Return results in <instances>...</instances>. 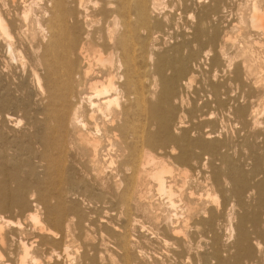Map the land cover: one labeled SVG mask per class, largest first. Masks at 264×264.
<instances>
[{
  "label": "bare ground",
  "instance_id": "1",
  "mask_svg": "<svg viewBox=\"0 0 264 264\" xmlns=\"http://www.w3.org/2000/svg\"><path fill=\"white\" fill-rule=\"evenodd\" d=\"M0 264H264V0H0Z\"/></svg>",
  "mask_w": 264,
  "mask_h": 264
},
{
  "label": "rangeland",
  "instance_id": "2",
  "mask_svg": "<svg viewBox=\"0 0 264 264\" xmlns=\"http://www.w3.org/2000/svg\"><path fill=\"white\" fill-rule=\"evenodd\" d=\"M230 131H231V129H230ZM236 148H237V149H236ZM233 150H234V151H237V152H235V153H236V157H239L242 153L244 154V152H245L244 149H242L241 146H236V147H234V148L232 149V151H233ZM232 151H231V152H232ZM234 151H233V152H234ZM13 216H14V215H9V217L12 218V219H14V218H15V220L18 219L17 216H14V217H13ZM16 218H17V219H16ZM28 223H29V222H28ZM225 235L227 236V237L225 236V238H228V235H229V234H228V231H227V233H225ZM231 239H232V238H231ZM148 243H149V244H143L144 246H146V247H145V251H147L148 249H149L150 251H152L151 249H153V248L155 247V245H154L153 243H150V242H148ZM150 244H151V245H150ZM189 244H190V243H189ZM148 245L150 246L151 249L149 248ZM152 245H153V246H152ZM189 246H190L191 248H193V249H195V247H196V245H195L194 243H191ZM146 248H147V249H146ZM154 249H156V247H155ZM154 249H153V250H154ZM161 250H162V249H161ZM162 251H163V250H162Z\"/></svg>",
  "mask_w": 264,
  "mask_h": 264
}]
</instances>
